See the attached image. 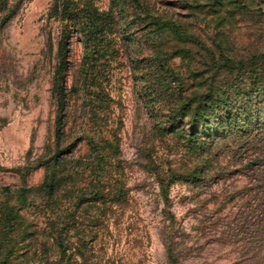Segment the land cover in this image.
Here are the masks:
<instances>
[{"label":"rangeland","instance_id":"374dc122","mask_svg":"<svg viewBox=\"0 0 264 264\" xmlns=\"http://www.w3.org/2000/svg\"><path fill=\"white\" fill-rule=\"evenodd\" d=\"M225 58L264 67V0H0V264H171L167 238L176 264H253L234 193L256 153L217 137L195 158L173 114Z\"/></svg>","mask_w":264,"mask_h":264},{"label":"trees","instance_id":"16d2710c","mask_svg":"<svg viewBox=\"0 0 264 264\" xmlns=\"http://www.w3.org/2000/svg\"><path fill=\"white\" fill-rule=\"evenodd\" d=\"M219 3V6H223L221 2ZM218 38H221V36ZM218 41L223 43L222 39ZM222 45L224 46V44H217L216 48L224 50L225 48ZM234 65L239 66L238 70L241 71L246 67V62L239 61L238 64H234L231 59L225 58L223 63L218 65L217 68L221 71L223 70L225 77L229 78L222 82L215 81L212 76L197 80L196 86L203 89L200 91L194 89L189 97H185L184 101H187V104L180 107L173 114L175 116L181 114V116L189 118L190 128L188 129L189 133L187 134L185 146H187L189 151H192L195 158L211 150L212 145L209 142H212L217 137L237 138L241 141L240 144L243 143V148L254 150V155L256 153L253 159H250L245 166L243 165V169L248 168L250 172L245 174L250 175L246 183L234 194L236 199L240 201V207L244 209L242 212L244 219L247 217L252 219L253 233L256 234L252 238L256 251L250 256L248 254L244 255V258L252 260L253 264H264V173L259 168L264 163V152L261 150L264 138V67H254L247 71L244 76L233 73ZM56 96L58 109L54 120V137L58 139L64 118L62 90L58 94L56 93ZM174 130H179V133H183L185 129L176 127ZM207 139H209L208 142L206 141ZM205 169H202V173L206 171L203 175L209 172V167H207V170ZM186 178H190L192 182L200 180L194 174ZM159 186L164 204L167 206V189L163 185V181H159ZM41 188L52 194L51 192L54 189L53 174H49L46 177ZM25 193V189H19V198L24 199ZM230 199L234 200L235 197L230 195ZM169 214L167 213L166 215L167 217L169 216V221H171L172 215ZM12 219H14V212L9 210L5 214L4 221L7 227L11 228ZM241 221L243 224L239 225V229H242L240 231L243 233L245 232V230L243 231V225L246 222L243 219ZM167 239L165 246L168 260L171 264H176L174 243L170 238ZM54 243L62 255H64L70 245L69 241L63 238L62 229H58L55 225ZM81 259L85 261L86 257L81 254ZM47 264H63L62 258L61 260L48 261ZM64 264H69V260Z\"/></svg>","mask_w":264,"mask_h":264}]
</instances>
